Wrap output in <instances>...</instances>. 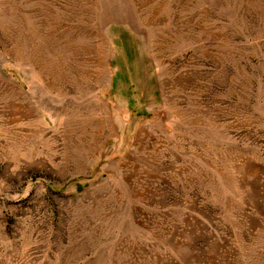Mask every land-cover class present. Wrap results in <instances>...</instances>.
Here are the masks:
<instances>
[{"label": "rangeland", "instance_id": "374dc122", "mask_svg": "<svg viewBox=\"0 0 264 264\" xmlns=\"http://www.w3.org/2000/svg\"><path fill=\"white\" fill-rule=\"evenodd\" d=\"M0 264H264V0H0Z\"/></svg>", "mask_w": 264, "mask_h": 264}]
</instances>
